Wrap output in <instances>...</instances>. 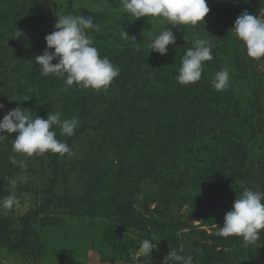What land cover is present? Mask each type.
Segmentation results:
<instances>
[{
	"label": "rangeland",
	"instance_id": "rangeland-1",
	"mask_svg": "<svg viewBox=\"0 0 264 264\" xmlns=\"http://www.w3.org/2000/svg\"><path fill=\"white\" fill-rule=\"evenodd\" d=\"M20 1L30 8L25 14L32 22L40 15L57 19L58 15H80L81 11L104 15L102 24L98 22L99 30L89 35L101 57L109 60L125 48L118 43L123 29L129 41L156 37L168 27L178 42L208 39L214 45L213 59L204 62L198 82L203 91L197 102L204 105L205 89L208 98L216 92L223 102L217 108L199 106L206 115L199 132L180 127L186 139L170 145L175 146L170 157L174 156L177 169L166 164L151 177L116 182L107 173L116 167L119 171L117 152L134 136L126 131L128 126L135 124L139 132L158 122L164 112L175 110L178 118L184 116L187 89L174 84L177 77L173 81V77L171 81L165 77L171 76V60L160 56L161 74L151 73L149 62L154 52L149 43L130 58V76L123 64L118 65L120 74L107 91L69 87L65 78L45 87L48 79L41 74L35 57L43 53L47 47L45 37L55 28L39 26L37 20L22 28L23 22L16 23L13 18L14 11L21 8H15L16 2L0 0V104L4 105L0 120L19 107L29 110L33 117L47 119L49 113L58 111L62 118L78 116L80 121L71 137L61 135L59 128L53 129L56 138L69 145L73 153L70 157L50 152L31 157L14 153L16 134H3L7 138L0 142V199L15 191L21 206L0 209V264H158L154 259L164 245L169 254L175 251L185 257L191 255L193 264H264V231L249 244L241 237L216 235L245 186L229 176L230 158L224 156L226 149L220 144L212 115L207 113L209 108L215 120L230 113L234 139L245 142L249 149L248 166L254 186L264 192V59H250L231 31L232 21L243 12L259 16L264 0H232L235 9L225 12V22L210 23L206 16L204 24L196 26H171L161 18L136 19L123 10L120 0ZM16 30L22 33L18 39ZM56 63L58 60L53 61ZM225 67L230 71V88L241 103L239 109H234L226 90L216 91L211 85L215 73ZM158 132L160 135L161 130ZM152 133L144 134L145 141L158 139V134ZM13 156L23 160L26 169L13 165ZM197 172H203L212 183L211 198L203 192L207 188L194 186L191 179ZM99 174L107 175V185L100 190V179H95ZM20 175L28 179L13 189L9 179ZM25 199L30 201L28 208L22 206ZM136 213L140 225L146 227L136 223ZM145 238H153L156 245L147 255L139 252Z\"/></svg>",
	"mask_w": 264,
	"mask_h": 264
},
{
	"label": "clouds",
	"instance_id": "clouds-1",
	"mask_svg": "<svg viewBox=\"0 0 264 264\" xmlns=\"http://www.w3.org/2000/svg\"><path fill=\"white\" fill-rule=\"evenodd\" d=\"M124 11L134 16L161 18L171 26H196L205 22L209 14L207 0H120ZM55 30L45 37L47 47L41 55L35 57V63L40 66L42 75H58L65 78L69 87L75 85L95 91H107L111 83L120 74V68L114 65L107 57H101L99 50L94 46L90 31H98L100 25L94 23L93 16L58 15ZM234 31L241 41L250 59H264V8L256 16L243 12L235 21ZM22 33L16 30V38ZM121 37L130 39L125 31ZM135 39V38H131ZM176 44V36L170 28L163 29L151 41V51L161 56L167 55L168 46ZM212 42L205 38H194L193 45L187 48L182 57L177 82L181 85H190L200 81L204 72V62L213 59ZM54 49V51H50ZM54 60L58 63L53 64ZM216 91H224L230 87V71L227 67L216 72L211 81ZM66 90V89H62ZM4 105L0 104V110ZM80 121L78 116L70 119L62 118L60 112L49 113L47 119L33 117L30 111L15 108L0 120V142L7 137L4 133H15L12 143L14 153L31 157L45 153L59 154L69 157L73 155L69 145L58 140L54 128H59L61 135L71 137ZM10 162L20 169H26L23 160L15 156ZM27 175L10 178L9 184L13 189L18 183L26 182ZM21 206V200L15 193L0 199V209L12 210ZM23 207H30V201L25 199ZM264 231V192L245 189L239 198H236L232 209L225 214L224 223L219 227L216 235L220 237H241L245 244L254 243ZM153 238H145L140 243L139 252L147 255L156 247ZM162 264H193L191 255L185 257L175 251L170 252Z\"/></svg>",
	"mask_w": 264,
	"mask_h": 264
},
{
	"label": "trees",
	"instance_id": "trees-1",
	"mask_svg": "<svg viewBox=\"0 0 264 264\" xmlns=\"http://www.w3.org/2000/svg\"><path fill=\"white\" fill-rule=\"evenodd\" d=\"M10 1L12 4L15 3V8L20 7L21 10L14 11L13 18L18 22H23L21 25L22 28H27L28 26H31V24L36 22L39 26L43 25V27L50 28L49 26H55L57 19H47L44 15H40V19L33 18L32 20H28L25 10H29V7H26V3H21L20 0H5ZM234 2L232 0H207L208 7L210 8V12L207 15L208 22L214 23L217 22L218 24H221L222 22H225L226 20V13L229 12V10H234ZM80 15H83L85 17H88L87 13L80 12ZM101 15V14H100ZM99 15V16H100ZM94 18V23H101L104 19V15H101L100 17H97L96 15H91ZM230 22V21H229ZM228 22V23H229ZM233 25L235 24V21H232ZM25 24V25H24ZM229 25V24H227ZM16 27L15 22L13 21V27ZM230 26V25H229ZM12 27V29H13ZM19 28V27H18ZM234 28V27H233ZM23 30V29H22ZM122 31H125L123 29ZM126 32V31H125ZM127 35H129L127 33ZM155 37H147L142 36L140 38H135L131 41L129 39L119 38L118 43L121 46L122 44L125 46L123 51H118L113 53L110 58L111 62L115 64L116 66L122 65L125 66V68L128 71V74L130 76V70H131V57L135 56V51L138 50L141 47H144L146 44L151 45V41ZM193 43H182L178 42L176 40L175 45H169L168 46V52L167 55L161 56L158 53L154 52L150 56V62H149V69L151 73H157L161 74L159 70V66L161 65L159 57L161 56L162 60L165 59L171 60L169 64V70L171 72V76L166 75L165 77L171 81L170 77H173L172 81L177 77L179 73V68L181 66L182 57L184 56L187 48L192 47ZM122 47V46H121ZM159 65V66H158ZM50 76V77H47ZM164 76V75H163ZM46 81L44 82L45 87L50 86L53 82L58 81L59 78H62L58 75H46ZM199 82V81H198ZM194 83L190 85H181L184 86L187 89L188 98L185 102L186 104V111L184 112V116H181L178 118L177 114L173 111H168L167 113L161 114L158 122H156L154 125H150L147 127H144L142 131L137 132V126L133 124L131 127L128 126V129L126 130L128 133L133 134V138L130 142H127L124 147H121L120 150L117 152V159H118V166L119 171L117 167L113 171H108L107 175H110L113 177V179H116V182H123L122 180L127 181V179H130L132 181H137L141 178H147L151 177L152 174L157 170V168H166L165 165H172L173 169H177L175 162H173V157H170L171 154H173V151L175 150V146H170L173 143L178 142V140L186 139L183 137V133L180 130L181 126H184L186 130L199 132L201 129L199 127L200 123L203 122V117H205V112L203 113V110H199V106L203 107L205 105H211L215 106V108L220 107L221 98L219 95L215 92V95H213V98H208L207 89H205L206 94V101L204 105L198 104L197 100L200 98V93L203 91L201 88L200 83ZM179 85L177 80L174 82V84ZM172 84V85H174ZM228 95V100H232L234 109H239L241 107V103L236 98V92L234 89H231L230 87L226 90ZM209 107V106H208ZM216 112V111H215ZM207 113L212 115L211 121L215 123V127L217 128V131L219 133L220 137V144H222V147L226 149V153L224 156H229L230 158V177L236 178L239 181H241L244 184L245 189H251L256 191L257 189L254 186V176L252 171L250 170L248 163H249V149L247 147V144L242 141H236L234 139V131L230 129L229 124L232 122L230 113L222 114V117L218 120L214 119V115L212 114V111L208 108ZM218 113V111L216 112ZM232 114V113H231ZM237 117V116H235ZM123 119V117H121ZM202 121V122H201ZM261 123L263 120L260 121ZM167 124V125H165ZM260 125V124H259ZM148 128V129H147ZM171 128V129H170ZM147 129V130H146ZM161 130V134L159 135V132L157 131ZM147 132H154L158 134V139H150L149 141H145L144 134ZM153 134V133H152ZM179 147V146H178ZM142 150L149 151L148 153H144ZM142 152V153H141ZM161 156L166 157V159H162ZM167 161V162H166ZM121 166V167H120ZM107 172V171H105ZM203 172H197L192 177V182L194 186H203L207 188L204 193H207L206 195L209 196V198L212 197V191H213V185L209 182V179L203 175ZM106 174H99V177H95V179H100L99 184H102L98 187V189L105 188L107 183H104V179L107 176ZM221 182V181H220ZM104 183V184H103ZM124 183V182H123ZM222 184V183H221ZM223 185V184H222ZM97 185H95V188H93V191H96ZM200 186V187H201ZM91 195L90 197H92ZM93 200V199H92ZM95 200V199H94ZM96 201V200H95ZM93 201V206L96 203ZM126 205L127 201L121 202ZM121 207L120 205H118ZM116 214L118 213V207L115 208ZM129 215H132L129 214ZM136 223L140 225L137 213H136ZM139 226H137L138 228ZM146 227L143 224L140 225V228ZM9 243H13L12 241H9ZM11 248L13 247L12 244L9 245Z\"/></svg>",
	"mask_w": 264,
	"mask_h": 264
},
{
	"label": "water",
	"instance_id": "water-1",
	"mask_svg": "<svg viewBox=\"0 0 264 264\" xmlns=\"http://www.w3.org/2000/svg\"><path fill=\"white\" fill-rule=\"evenodd\" d=\"M168 256H169L168 248L167 246L164 245L161 248L160 254L154 259V262L161 264L165 260V258Z\"/></svg>",
	"mask_w": 264,
	"mask_h": 264
}]
</instances>
